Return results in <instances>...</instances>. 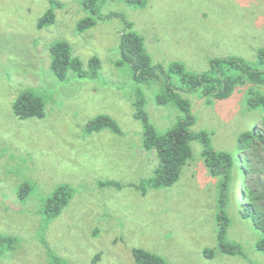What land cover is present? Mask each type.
Here are the masks:
<instances>
[{
  "label": "rangeland",
  "instance_id": "obj_1",
  "mask_svg": "<svg viewBox=\"0 0 264 264\" xmlns=\"http://www.w3.org/2000/svg\"><path fill=\"white\" fill-rule=\"evenodd\" d=\"M0 0V264H137L142 249L168 264H264L256 248L263 235L231 202L225 243L240 254L218 250L217 178L203 163V147L192 142V159L169 188L148 185L157 167L156 152L143 146L144 126L135 103L158 136L172 129L183 113L169 102L159 105L169 81L187 101L194 132L209 135L214 150L240 165L238 139L259 131L264 106L250 109L248 99L264 97V0ZM54 22L38 24L48 11ZM93 19L95 25L79 29ZM142 38L151 65L164 69L137 83L121 62L126 30ZM67 43L82 76L69 69L65 81L51 70L50 48ZM239 58L261 73L263 84L247 82L223 100L189 91L179 73L209 72L213 59ZM93 73L90 68L91 60ZM95 76V77H94ZM253 94L249 93L250 89ZM32 93L44 102L43 118L19 119L13 104ZM109 117L110 129L89 133L87 125ZM264 161V145L256 143ZM244 184L239 186L245 189ZM68 186L71 199L60 215L48 219L46 204ZM233 201V200H231ZM214 252L206 258L204 250Z\"/></svg>",
  "mask_w": 264,
  "mask_h": 264
},
{
  "label": "trees",
  "instance_id": "obj_2",
  "mask_svg": "<svg viewBox=\"0 0 264 264\" xmlns=\"http://www.w3.org/2000/svg\"><path fill=\"white\" fill-rule=\"evenodd\" d=\"M96 0H86L85 6L94 11L92 6ZM128 3L143 4V0H128ZM54 22V14L48 11L39 21L38 27L41 29ZM95 25L93 19H86L79 23L78 28L83 30ZM130 25H126V30L121 36L120 52L121 62L119 65H129L133 71L134 80L137 83H145L159 75L166 77L164 69L153 67L151 59L145 52L142 38L129 31ZM51 70L60 81H65L69 69L76 71L82 76L81 63L73 59L71 49L67 43H57L50 48ZM258 58L264 63V49L258 51ZM98 63L93 59L90 62L91 71ZM210 71L204 74L184 73L183 68L175 64L171 71L179 73L181 80L188 90L200 91L205 96H214L217 99L230 97L237 87L247 86V82L256 85L263 84L261 73L252 71L249 65L239 58L213 59L210 63ZM159 71V75H157ZM96 71H93L95 73ZM95 77V76H94ZM165 95L157 97L159 105H167L169 102L183 113L176 125L164 136H158L150 125L148 116L144 111V102L139 100L135 103V118L140 120L144 126L145 149L156 152L157 167L148 185L154 189L169 188L175 185L181 176L182 169L192 159V142L199 141L203 147V163L210 174L217 178L218 204L220 212L217 217L218 223V250L223 254H240V248L236 245L225 243V235L229 226V218L225 212L226 207H231V202L240 209V216L250 220L255 230L259 231L263 237L257 243V250L264 254V161L257 155V142L264 145V116L261 120L262 130L246 132L238 139L240 152V165H236L233 155L227 152H219L213 149L210 144L209 135L205 132H194L192 126L195 119L191 113L190 105L187 101L175 94L174 88L168 81L165 85ZM250 89V88H249ZM254 89L249 93L253 94ZM248 107L255 109L264 106V97L248 99ZM44 102L32 93L21 94L13 104V112L19 119L43 118ZM103 129H110L115 133H120L118 125L109 117H98L87 125L89 133L99 132ZM245 189L240 190L239 186L244 184ZM68 186H62L56 190L53 197L46 204L48 219H56L62 210L68 205L71 193ZM233 200V201H231ZM1 241H6L0 238ZM137 264H168L162 257L142 250L132 251ZM206 258H213L214 252L210 249L204 250ZM100 259L97 254L91 261L96 264ZM52 264H66L54 258Z\"/></svg>",
  "mask_w": 264,
  "mask_h": 264
}]
</instances>
